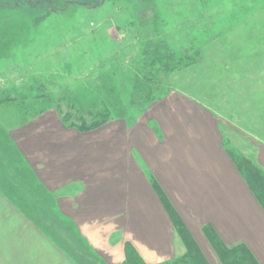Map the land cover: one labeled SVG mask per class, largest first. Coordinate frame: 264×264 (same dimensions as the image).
<instances>
[{"label":"crops","instance_id":"obj_1","mask_svg":"<svg viewBox=\"0 0 264 264\" xmlns=\"http://www.w3.org/2000/svg\"><path fill=\"white\" fill-rule=\"evenodd\" d=\"M263 40L246 39L245 51L199 47L201 61L168 74L170 93L131 124L110 120L80 132L56 110L20 122L9 133L13 154L0 153V264H123L127 242L147 264L178 257L185 247L153 177L212 264L220 262L207 224L264 264V210L223 147L228 136L243 148L241 139L264 167ZM196 69L218 77L199 86L209 99L177 86ZM222 92L228 96L217 101Z\"/></svg>","mask_w":264,"mask_h":264},{"label":"rangeland","instance_id":"obj_2","mask_svg":"<svg viewBox=\"0 0 264 264\" xmlns=\"http://www.w3.org/2000/svg\"><path fill=\"white\" fill-rule=\"evenodd\" d=\"M258 37L264 0H0V100L8 99L0 103V153L13 154L9 133L20 122L51 110L68 117L69 127L80 116L91 121L89 110L105 102L111 122L131 124L148 106L152 50L181 57L199 47L209 54L245 51V40ZM196 70L182 73L177 86L188 83L209 99L208 87L199 86L218 77ZM167 75L161 78L169 84ZM227 96L218 93L217 101ZM150 125L159 131L155 121ZM239 142L244 151L247 143Z\"/></svg>","mask_w":264,"mask_h":264},{"label":"trees","instance_id":"obj_3","mask_svg":"<svg viewBox=\"0 0 264 264\" xmlns=\"http://www.w3.org/2000/svg\"><path fill=\"white\" fill-rule=\"evenodd\" d=\"M150 56L152 60L147 65L148 73L145 75V81L149 84L145 96V103L147 105H152L161 100L171 91L168 82L161 78V73L170 74L174 71L194 65L203 58L201 52L195 53L193 56L181 57L169 48L162 51L152 50ZM7 100L8 99L5 101L0 100V103H5ZM89 115L91 116V121H88L85 116H80L78 122H71L69 126L74 127L80 132L96 130L110 121L112 118V110L110 105L103 102L100 107L89 110ZM63 121L68 122L69 118L64 117ZM223 147L264 210V167L257 162L253 155L243 151L228 138L223 140ZM151 182L185 246V252L181 256L158 264H212L164 188L154 177ZM203 232L220 264H262L246 243L239 242L233 245L227 244L213 225H205L203 227ZM123 264L147 263L135 246L127 242L126 259Z\"/></svg>","mask_w":264,"mask_h":264},{"label":"water","instance_id":"obj_4","mask_svg":"<svg viewBox=\"0 0 264 264\" xmlns=\"http://www.w3.org/2000/svg\"><path fill=\"white\" fill-rule=\"evenodd\" d=\"M102 1H104V0H102Z\"/></svg>","mask_w":264,"mask_h":264}]
</instances>
